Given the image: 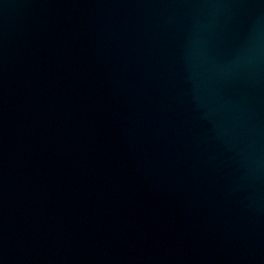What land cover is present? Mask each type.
<instances>
[{"label": "water", "instance_id": "obj_1", "mask_svg": "<svg viewBox=\"0 0 264 264\" xmlns=\"http://www.w3.org/2000/svg\"><path fill=\"white\" fill-rule=\"evenodd\" d=\"M0 264H264V0H0Z\"/></svg>", "mask_w": 264, "mask_h": 264}]
</instances>
